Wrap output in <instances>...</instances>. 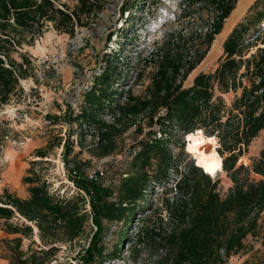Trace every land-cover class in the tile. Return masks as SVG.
I'll use <instances>...</instances> for the list:
<instances>
[{
	"label": "trees",
	"instance_id": "trees-1",
	"mask_svg": "<svg viewBox=\"0 0 264 264\" xmlns=\"http://www.w3.org/2000/svg\"><path fill=\"white\" fill-rule=\"evenodd\" d=\"M55 1L0 0V108L17 95L20 79L32 67L26 52L19 51L23 44L32 45L48 22L57 30L73 34L74 25L82 15L100 10V0H77L73 10L58 6ZM128 1L121 7V13L133 15L140 11L137 0ZM262 1L255 0L248 8H258ZM236 2L178 1L172 20L165 22L160 37L151 42L148 55L140 59L145 65L152 60L157 63L145 96L132 94L129 87L118 92L125 81L122 69L128 65L125 63L119 69L112 59L106 61L112 64H108L85 93L81 108L73 117L75 123L79 128L92 126L96 130L92 135L97 136L96 143L102 148V154L110 152L116 140L133 125L136 134L141 135L140 116L146 114L148 125H155L157 129L148 130L136 140L129 153L131 160L125 164L126 171L120 173L124 176L120 178L115 198L110 186H101L85 176L74 178L76 187L88 195L90 214L85 210L86 198L82 193L68 195L65 190L60 192L59 187L50 192V186L32 176L22 178L28 184L26 198L4 188L0 193V223L7 232L19 236L4 239L9 255L2 258L9 264H47L58 251L56 244L81 238L89 217L96 230L88 246L83 248L81 264L116 257L126 238L125 229L137 209L144 208L154 186L168 182L171 172L178 173L172 142L197 130L217 139L216 151L222 158V171L232 184L221 196L218 180H212L191 163L170 188L165 187V192L173 190L183 196L176 207L171 206L168 198L164 200L171 221L165 238L167 264H227L232 254L253 248L244 242L248 235L259 239L264 247V147L258 156L251 158L249 165L239 163L251 140L264 129L262 12H257L256 22L260 25L251 34L247 31L252 19L238 22L231 29L222 42V55L212 72L199 71L190 85H183L206 56ZM258 41L262 45L244 57L243 47L254 46ZM13 53H18L21 61ZM228 92L234 94L229 105L221 96ZM103 114H108L110 120L102 118ZM180 146L183 147V142ZM69 151L70 146L66 144L65 157ZM38 153L45 155L43 150ZM122 218L125 229L119 232L111 252L105 253L103 220ZM34 234L39 239L37 248L31 247L36 244ZM23 238L30 239L26 250L21 248ZM135 240L140 243V238ZM239 264H264V251L259 254L255 250Z\"/></svg>",
	"mask_w": 264,
	"mask_h": 264
},
{
	"label": "rangeland",
	"instance_id": "rangeland-1",
	"mask_svg": "<svg viewBox=\"0 0 264 264\" xmlns=\"http://www.w3.org/2000/svg\"><path fill=\"white\" fill-rule=\"evenodd\" d=\"M178 1L137 0L140 11L128 15L127 12L121 13V7L127 0H100V10L96 9L88 16L82 15L79 23L74 25L73 34L57 30L48 22L44 32L34 38L32 45H22L19 51L26 52L32 67L28 75L20 79L17 95L12 96L10 101L0 108V193L7 188L3 182L19 184L21 191L25 189L28 192V184L22 181L23 176H32L45 182L50 186V192L52 188L57 187L67 191L68 179L79 176L87 178L97 168H101L104 175L96 181L101 186L112 187L113 197H116L120 178L124 176H120V173L126 171L125 164L131 160L129 153L136 140L148 130L157 129V126L148 125L146 114L138 117L142 134L137 135L133 125L116 140L110 152L102 154V148L96 143L97 136L92 135L96 134V130L92 126L79 128L73 117L79 112L85 93L94 85L99 74L106 70L108 64H112L106 62L109 59L115 61L119 69L125 63L128 65L122 69L125 81L117 89L118 92L129 87L132 94L146 95L157 63L152 60L145 65L141 64L140 59L148 55L151 42L160 37L165 22L172 20V13L175 10L177 12ZM254 1L237 0L235 8L224 21L221 32L215 36L204 59L183 82L184 86L190 85L199 71L214 70L222 55L223 40L238 22L246 23L252 19L247 33L251 34L256 30L260 25V22H256L258 11L262 12V21L264 20V2L262 1L258 8H248ZM55 2L68 10H73L78 4L77 0ZM254 44L251 47H243L244 57L250 56L262 45L261 41ZM13 57L21 61L18 53H13ZM143 66L145 67L142 68ZM138 71L140 75L137 76ZM215 94L219 92L215 90ZM221 96L225 104L229 105L234 94L228 92ZM102 118L110 120L108 114H103ZM215 140L217 149L219 144L217 139ZM182 142L183 147L180 146ZM66 144L70 146V151L65 157ZM171 147L177 159L178 173L171 172L168 182L154 186L143 205L144 208L141 211L140 208L137 209L126 229L123 218L111 222L103 220L102 244L105 246V253L111 252L122 229L126 230V238L116 257L106 258L100 263L96 260L93 264H167L165 238L171 221L164 200L168 198L171 206L176 207L183 196L175 194L173 190L167 193L165 187L170 188L180 173H185L191 163L195 164L192 155L186 152L185 136L181 140L175 139ZM263 147L264 129L251 140L239 163L249 165L251 158L258 156ZM38 150H43L45 155L40 156ZM71 165L79 169V176L73 178L70 175ZM201 171L203 172L202 169ZM209 177L218 180L217 190L224 196L232 184L226 172H218ZM251 177L260 178L254 174H251ZM9 191L16 194L12 190ZM85 198V210L90 214L88 195L85 194ZM261 221L262 218L259 219L260 223ZM95 230L96 226L89 217L81 238L72 243L56 244L58 251L47 264H81L83 248L88 246ZM0 231H3L0 232L2 258L3 255H9L4 239L19 234L7 232L1 223ZM137 237L140 238V243L135 240ZM33 239L36 244L31 247L37 248L38 236L34 234ZM244 242L253 248L232 254L227 264H239L250 258L255 250H258L259 254L264 251L259 239L251 235H248ZM29 244L30 239L23 238L21 248L26 250Z\"/></svg>",
	"mask_w": 264,
	"mask_h": 264
},
{
	"label": "bare ground",
	"instance_id": "bare-ground-1",
	"mask_svg": "<svg viewBox=\"0 0 264 264\" xmlns=\"http://www.w3.org/2000/svg\"><path fill=\"white\" fill-rule=\"evenodd\" d=\"M261 26L264 29V21ZM186 139V152L194 158L195 164L199 165L203 172L215 175L222 172V158L217 153L216 140L214 137L205 136L201 131L188 133Z\"/></svg>",
	"mask_w": 264,
	"mask_h": 264
},
{
	"label": "built area",
	"instance_id": "built-area-1",
	"mask_svg": "<svg viewBox=\"0 0 264 264\" xmlns=\"http://www.w3.org/2000/svg\"><path fill=\"white\" fill-rule=\"evenodd\" d=\"M261 33L264 34V29H263V27H262L261 30H260V34H261ZM251 39H252V38H251ZM251 39H250V40H251ZM70 167H71V168H70V175H71L73 178L79 176V171L76 170L75 166H74V165H71ZM103 175H104V172L102 171V169H101V168H97V169L93 172V174L88 175L87 178L96 180V179H98V177H101V176H103ZM67 184H68V190H67V192H68L67 194H68V195L72 194L73 192L75 193V192L77 191V192L82 193V194L85 196L84 192H83L81 189H78V188L76 187L75 182H74V179H68V180H67ZM63 191H64V189H60V192H63Z\"/></svg>",
	"mask_w": 264,
	"mask_h": 264
},
{
	"label": "crops",
	"instance_id": "crops-1",
	"mask_svg": "<svg viewBox=\"0 0 264 264\" xmlns=\"http://www.w3.org/2000/svg\"><path fill=\"white\" fill-rule=\"evenodd\" d=\"M4 187L9 188V190H12L13 192H15L19 197L22 198H26L28 197V192L23 189V191H21V188L19 184L15 185L14 183H10V182H3ZM3 233V231H0ZM5 234V233H4ZM0 264H9L7 259L5 258H0Z\"/></svg>",
	"mask_w": 264,
	"mask_h": 264
},
{
	"label": "water",
	"instance_id": "water-1",
	"mask_svg": "<svg viewBox=\"0 0 264 264\" xmlns=\"http://www.w3.org/2000/svg\"><path fill=\"white\" fill-rule=\"evenodd\" d=\"M196 166L200 167L199 165L195 164ZM201 168V167H200ZM205 173V172H204ZM207 174V173H206Z\"/></svg>",
	"mask_w": 264,
	"mask_h": 264
}]
</instances>
